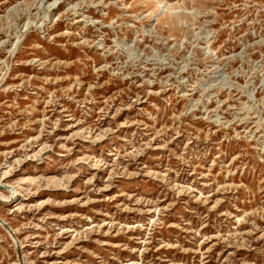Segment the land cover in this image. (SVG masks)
Returning a JSON list of instances; mask_svg holds the SVG:
<instances>
[{
	"label": "rangeland",
	"instance_id": "1",
	"mask_svg": "<svg viewBox=\"0 0 264 264\" xmlns=\"http://www.w3.org/2000/svg\"><path fill=\"white\" fill-rule=\"evenodd\" d=\"M0 264H264V0H0Z\"/></svg>",
	"mask_w": 264,
	"mask_h": 264
}]
</instances>
